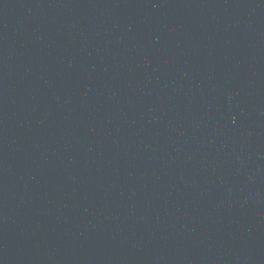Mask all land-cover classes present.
<instances>
[{
	"label": "water",
	"instance_id": "obj_1",
	"mask_svg": "<svg viewBox=\"0 0 264 264\" xmlns=\"http://www.w3.org/2000/svg\"><path fill=\"white\" fill-rule=\"evenodd\" d=\"M0 264H264V0H0Z\"/></svg>",
	"mask_w": 264,
	"mask_h": 264
}]
</instances>
